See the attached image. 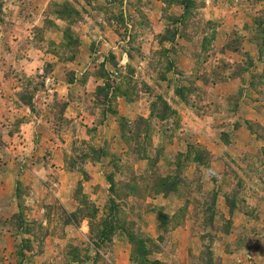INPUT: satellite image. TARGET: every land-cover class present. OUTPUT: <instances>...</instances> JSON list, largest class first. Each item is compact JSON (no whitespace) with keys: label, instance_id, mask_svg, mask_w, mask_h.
I'll return each instance as SVG.
<instances>
[{"label":"rangeland","instance_id":"1","mask_svg":"<svg viewBox=\"0 0 264 264\" xmlns=\"http://www.w3.org/2000/svg\"><path fill=\"white\" fill-rule=\"evenodd\" d=\"M161 1L187 6L182 18L169 15L162 32L155 34L148 16L154 6L157 11L163 9ZM248 1L253 6L244 26L251 28L261 57L264 0ZM45 2L12 0L4 9L0 0V213H8V206L16 205L14 215L0 219V243H16L13 254L9 258L6 254L2 264H114L111 243L118 241L130 247L132 264H175L172 243L177 242L170 230L188 218L193 221L192 238L185 243H204L190 264H223L210 251L212 243H222L217 251L227 264H264V143L242 153V166L233 167L227 161L217 177V192L202 189L211 160L205 147L191 142L180 152L178 141L184 126L181 101L193 109L199 107L198 101L204 103L195 82L202 61L210 57L206 50L212 49L207 38L204 53L197 57L200 65L187 83L179 72L165 83L168 67L178 62L179 55L162 41L171 39L178 29L192 37L197 48L199 35H210L215 23L204 20L197 10L198 2ZM40 5L46 6L42 13L46 28L56 27L59 34L29 29L27 20L37 15ZM85 19H97L119 35L127 62L106 83L82 89L85 74L74 77L72 70L64 67L79 53L74 23ZM154 35L161 43L152 50ZM35 45L43 46L45 62L41 66L32 63L37 58ZM237 45L234 37L227 44ZM108 58L115 63L113 57ZM252 63L247 60L244 67ZM208 69L215 79L223 80L229 66L220 60ZM46 83L52 92L42 95ZM72 84L75 87H69ZM117 98L130 104L131 111L133 103L139 102L142 114L149 113L147 118L118 115ZM208 99H212L211 94ZM250 128L261 136L257 124H250ZM104 130H115L116 136L105 140L100 136ZM220 138L227 144V136ZM56 147L57 156L64 161L63 172L50 167ZM95 161L104 162L97 182L87 168ZM30 171L40 176L39 183ZM14 176L16 198L10 204ZM168 190L183 202L173 215L153 203ZM234 209L238 211L232 215ZM148 214H155V220ZM155 222L158 228L149 231L150 223ZM6 234L9 237L3 240ZM156 243L164 246L162 262L148 258L159 248ZM224 252L242 256L234 259L223 256Z\"/></svg>","mask_w":264,"mask_h":264},{"label":"crops","instance_id":"2","mask_svg":"<svg viewBox=\"0 0 264 264\" xmlns=\"http://www.w3.org/2000/svg\"><path fill=\"white\" fill-rule=\"evenodd\" d=\"M101 1L105 2V0ZM194 1L198 2L197 10L200 15L204 20L214 22L215 28H212L209 32L210 35L207 32L199 35L201 39H199L200 43L197 48L194 47L192 37L184 33L180 34L178 29L175 30L171 39L162 41L166 46L177 49L176 54L179 55L178 62L168 67L166 79L164 80H166L165 83H169L167 78L173 74L177 76L179 72L181 80H186L187 83L196 66L200 65L197 63V57L198 54L204 53L205 49L203 45L206 43V39L209 38L212 50L208 49L206 52L210 54V57L202 61V67L198 72L195 82L198 93L203 95L202 99L204 103L201 104L198 101L199 107H194L195 109H193L185 100L181 101L180 112L184 126L180 131L181 139L178 143L180 145V152H183L191 142H196L203 145L211 154V160L207 165L209 169H206L207 176L202 180V189L204 191L214 190L217 192V177L219 172L228 165L227 161L233 167L242 166V153L254 150L258 144L264 143V140H261L264 139V56H259L257 46L253 43L251 28L247 29L244 26L246 20L248 21L249 18L248 9L253 6L248 0ZM48 2L49 0H46L45 4ZM3 3L5 9L11 6L12 0H3ZM160 4L163 9L160 8L157 11L154 6L149 11L148 16L155 34L162 32L164 21L169 15L174 14L177 19H180L185 10L184 5L177 2L172 3L171 6L162 1ZM45 7V5L38 6L36 10L37 15H33L32 18L27 20L29 29L33 32H36V29H42L43 33L50 35L59 34V29H55L56 27L51 29L46 28V21L42 16ZM55 25H57L56 22ZM74 31L80 39L79 53L76 54L77 56L74 61L71 60L67 65L65 64L64 68L71 69L74 77L78 76L81 78L85 74L83 76L85 77V86L82 89L100 86L109 81V79H112L114 75L116 76L120 69H124L123 66L127 62V54L122 51L121 48L124 46L121 42V47H119V35L117 37L113 29L98 23L97 19H85L80 24L76 25L74 23ZM232 37L238 40L236 47L227 46ZM159 40L158 36L155 35L151 39L150 47L152 46V50L160 46L161 42ZM33 47L37 58L33 59L32 63H36V66H41L45 62V59L41 57L44 53L43 46L35 45ZM108 56L114 58V64L110 63L111 58H108ZM220 60H225L229 66L228 76L223 80H219L218 77L215 79L212 70L208 69L209 66L215 68V65ZM247 60H251L253 63L251 66L245 68L244 63ZM238 67L241 69L238 70ZM191 80L194 79L191 78ZM69 87H75V85L72 84ZM208 94L212 95V99H208ZM121 99L117 98L118 115L131 117L130 115L132 114L133 117L141 116V118H147V114L149 113L142 114L143 109L140 107L139 102L133 103L131 111L129 109L131 105ZM225 102L227 105H225ZM135 105L137 106L136 109L134 108ZM214 124L216 126L212 127ZM250 124H257L260 127L261 136H258L250 128ZM102 132L103 135L100 136L105 140L109 139L110 136H116L115 130H104ZM221 135L227 136V144L222 141ZM37 140L39 142V138ZM55 150L56 155L51 160L52 164H50V167L58 172H63L64 161L57 156L59 152L57 151V147ZM40 162L41 160L34 165L39 167ZM103 163V161H95V164H89L87 167L90 176L93 177V182L101 176L99 167ZM208 170L210 173H208ZM30 174L39 183L38 179H40V176L31 171ZM15 176L13 179L11 177L12 185L10 186L8 198L10 204L11 201L13 202V198H16L12 187L13 184H16V180H14ZM219 197L220 195H216V199H219ZM153 203L162 207L163 212L167 215H173L183 205L182 199L180 200L178 194L171 190L164 192L161 196H157ZM8 210V213H0V219L4 220L14 215L16 205L11 204L8 206ZM237 211L234 209L232 215H235ZM155 217V214H148V218L150 219L155 220ZM157 226L156 222L154 224L150 223L148 230L151 231L152 227V230L154 229L155 231L158 228ZM192 227L193 221L188 218L182 225L175 226L170 230V235L177 242L172 243L174 247L172 257L175 264H190L191 260L199 256L203 249L204 243H185V241L188 242L192 238ZM8 237V234L4 235L3 240H7ZM156 244L159 248H155V253H151L148 258L149 260L162 262L164 259L161 251L164 250V246L160 243ZM15 245L16 243H0V264L4 263V256L6 254V258H9V255L13 254ZM221 245L222 243H212L209 248L214 258H218L220 262L227 264L225 259H220V255H218L217 248ZM111 246L114 264H132L130 260V247L126 243L118 241L117 243H111ZM234 253L236 254L237 252ZM235 254L230 255V253L224 252L223 256L234 259L242 256V253Z\"/></svg>","mask_w":264,"mask_h":264},{"label":"built area","instance_id":"3","mask_svg":"<svg viewBox=\"0 0 264 264\" xmlns=\"http://www.w3.org/2000/svg\"><path fill=\"white\" fill-rule=\"evenodd\" d=\"M52 92L51 88L49 87V85L43 84L42 88H41V94L42 95H46V94H50Z\"/></svg>","mask_w":264,"mask_h":264},{"label":"trees","instance_id":"4","mask_svg":"<svg viewBox=\"0 0 264 264\" xmlns=\"http://www.w3.org/2000/svg\"><path fill=\"white\" fill-rule=\"evenodd\" d=\"M182 5H184V7H186L187 6V4H184V3H181Z\"/></svg>","mask_w":264,"mask_h":264}]
</instances>
